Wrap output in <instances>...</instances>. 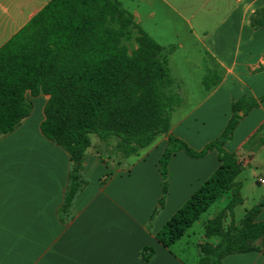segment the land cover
<instances>
[{"label": "crops", "instance_id": "crops-1", "mask_svg": "<svg viewBox=\"0 0 264 264\" xmlns=\"http://www.w3.org/2000/svg\"><path fill=\"white\" fill-rule=\"evenodd\" d=\"M8 1V20L16 27L10 39L51 0ZM116 1L124 8L122 1ZM126 1L142 8V14L124 9L155 41L160 29L151 28L147 22L157 16L156 3L185 20L187 35L203 48L202 68L207 74L203 80L213 74L221 77L210 88L202 84L204 96L190 104L182 96L188 94L185 84L175 79L182 104L171 115L169 134L202 150L226 128L235 100L264 97V71H256L264 66V26L255 30L250 24L251 15L264 8V0ZM174 35L178 38L177 33ZM186 47L179 41L165 48H172V56ZM191 62L184 56L183 64ZM26 97L33 105L31 115L14 132L0 137V264H191L175 250L187 232L171 249L161 245L156 234L218 169V153L212 151L204 158L193 159L178 152L168 165L164 197L159 161L167 147V136L158 137L137 155L113 165L98 152H91V145L82 172L86 184L66 214L62 208L69 186L70 155L42 134L49 96L33 97L27 92ZM187 103L190 109L185 113ZM214 126L218 127L216 131L211 129ZM98 143L101 146L107 142ZM225 148L238 156L244 168L249 167L250 178L237 180L241 184V206H245V213L259 206L256 221L264 222V101L243 118ZM227 194L231 201V192L218 201ZM163 198L164 206L158 209ZM145 248L154 250L149 260L142 255ZM223 262L264 264V250L229 255Z\"/></svg>", "mask_w": 264, "mask_h": 264}, {"label": "trees", "instance_id": "trees-1", "mask_svg": "<svg viewBox=\"0 0 264 264\" xmlns=\"http://www.w3.org/2000/svg\"><path fill=\"white\" fill-rule=\"evenodd\" d=\"M250 24L255 30L264 26V8L251 15ZM172 51L149 36L116 0H51L0 47V137L14 132L31 115L33 105L27 92L33 97L49 96L41 131L70 155L69 186L62 208L66 214L86 184L82 172L91 135L101 141L117 138L124 158L167 136L159 161L164 197L168 165L178 152L201 159L216 151L221 163L218 169L156 239L171 249L213 204L231 192L226 208L204 225L205 237H216L219 242L201 244L202 257L197 264H224L229 255L263 251L264 222L256 221L260 207L247 210L241 222H235V208L243 203L237 177L244 166L225 146L264 97L235 100L222 134L202 150H195L169 134L171 115L182 104L170 68ZM256 71H264V66ZM220 81L221 77L213 74L206 76L203 84L210 88ZM163 206L164 198L158 209ZM153 253L152 248H145L142 255L149 260Z\"/></svg>", "mask_w": 264, "mask_h": 264}, {"label": "rangeland", "instance_id": "rangeland-1", "mask_svg": "<svg viewBox=\"0 0 264 264\" xmlns=\"http://www.w3.org/2000/svg\"><path fill=\"white\" fill-rule=\"evenodd\" d=\"M123 2L124 8L136 9L142 14V8H134L133 5H130L126 0H119ZM10 1L8 0H0V46L12 35L15 31L16 27L8 20L7 10L11 9L8 6ZM128 3V4H127ZM142 7V4L139 5ZM155 7H159L157 16L149 19L147 22L151 28H155L158 26L160 29V36H155L158 43L163 46H168L171 43H179L183 42L187 47L185 50H179L175 55L170 57V68L172 71V76L177 80L178 83H184L183 87H186V94H182L185 98H188L190 103H197L204 96V87H203V77L207 74H203V68L205 64H203L201 58V51L203 53V48L198 44L196 40H193L186 33L187 23L185 20L181 19L179 16L173 14L171 11L164 9L159 6L158 3L154 5ZM146 6V10H147ZM13 9L11 10V12ZM10 12V13H11ZM189 14H187L186 18H189ZM201 16H197V20L200 19ZM216 18H219L216 17ZM195 19V20H196ZM178 35V38L174 35ZM199 52V53H198ZM184 56H187L191 59V64H183ZM210 63V62H209ZM214 65L213 63H211ZM199 66L201 68H199ZM177 86V85H176ZM176 89V87H175ZM189 104L187 103L185 107H183V112L188 113ZM218 118V116H216ZM213 131L218 129L217 126L211 127ZM92 147L91 152H98L103 159L110 160L112 162H118L123 159V154L119 149V140L115 137L110 138L108 141H102L107 143H101V146H97L100 141V138L97 135H91ZM264 157V155H263ZM135 160L134 158L131 161ZM113 165V163H112ZM252 167V166H251ZM250 167V168H251ZM249 167L244 168L242 175L237 179H249L250 173L247 171ZM230 194H227L223 199L218 201V203L213 204L209 211L204 214L201 219L190 229L187 230L185 237L182 241L175 246V250L185 258L189 263L194 264L196 261H199L201 258V251L199 245L202 243H210L212 245H216L219 242V239L214 237L207 239L205 237L204 224L208 221L209 217L217 215L221 210L226 208L230 201ZM246 208H250V206H246ZM245 213V206H238L235 210L234 219L236 222H240ZM231 221V218L230 220ZM228 221V222H229ZM227 222V224H228ZM226 224V225H227Z\"/></svg>", "mask_w": 264, "mask_h": 264}, {"label": "built area", "instance_id": "built-area-1", "mask_svg": "<svg viewBox=\"0 0 264 264\" xmlns=\"http://www.w3.org/2000/svg\"><path fill=\"white\" fill-rule=\"evenodd\" d=\"M261 183H263V184H264V180H261Z\"/></svg>", "mask_w": 264, "mask_h": 264}, {"label": "water", "instance_id": "water-1", "mask_svg": "<svg viewBox=\"0 0 264 264\" xmlns=\"http://www.w3.org/2000/svg\"><path fill=\"white\" fill-rule=\"evenodd\" d=\"M240 115H243V113H240Z\"/></svg>", "mask_w": 264, "mask_h": 264}]
</instances>
